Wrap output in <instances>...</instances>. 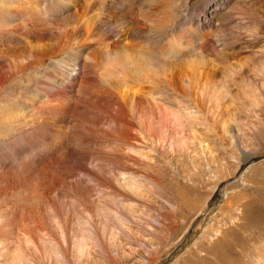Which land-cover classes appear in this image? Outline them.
Segmentation results:
<instances>
[{"label":"rangeland","instance_id":"374dc122","mask_svg":"<svg viewBox=\"0 0 264 264\" xmlns=\"http://www.w3.org/2000/svg\"><path fill=\"white\" fill-rule=\"evenodd\" d=\"M16 1L0 0V264H264V0H54L46 24ZM127 45L164 73L112 77ZM63 52L101 63L89 88L39 95L34 70Z\"/></svg>","mask_w":264,"mask_h":264},{"label":"bare ground","instance_id":"6f19581e","mask_svg":"<svg viewBox=\"0 0 264 264\" xmlns=\"http://www.w3.org/2000/svg\"><path fill=\"white\" fill-rule=\"evenodd\" d=\"M54 0H23V1H19V3H18V1H16L17 3H18V5H16V6H18L17 8V10L16 11H18V13L17 14H25V13H31V15H32V17L34 18H39V17H37L38 15H40V16H42L43 17V15H49L50 14V10H48V9H50L49 8V3L50 2H53ZM57 1V0H56ZM55 1V2H56ZM60 1H63V0H60ZM82 1H84L86 4V6H85V8H88L87 9V12L89 11V8L91 9L92 7H91V5H92V2L93 1H95V2H97L98 1V3L100 2V5H99V7L101 8L102 7V9H101V11L105 8L106 9V7L108 6V5H111L112 4V2L114 3L115 2V0H82ZM6 2H8V1H6ZM5 2V3H6ZM58 2V1H57ZM117 2V1H116ZM115 2V3H116ZM164 2V1H163ZM60 3V2H59ZM67 3V2H66ZM69 3V2H68ZM76 3H77V1H76ZM111 3V4H110ZM119 3V2H118ZM165 3H166V1H165ZM7 4V3H6ZM51 4V3H50ZM120 4V3H119ZM8 5H11V3H9ZM7 5V6H8ZM63 5H65V4H63ZM66 5H68V4H66ZM12 6V5H11ZM108 8V7H107ZM10 10V9H9ZM53 10V9H52ZM109 10V9H108ZM121 10V9H120ZM123 10H125V9H123ZM166 10V9H165ZM12 11V10H11ZM13 11H14V9H13ZM13 11L11 12V13H13ZM85 12H86V9L84 10ZM101 11L99 12V13H101ZM115 11V10H114ZM122 11V10H121ZM128 11V10H127ZM127 11H124V12H127ZM86 12V13H87ZM120 12V11H119ZM165 12V11H164ZM163 12V13H164ZM107 12H105V14H106ZM116 13V12H115ZM121 13V12H120ZM123 13V12H122ZM9 14V13H8ZM16 14V15H17ZM42 14V15H41ZM102 14L104 15V13L102 12L101 13V16H102ZM158 14V13H157ZM5 15V14H4ZM85 15H87V14H85ZM99 15V14H98ZM177 15V14H176ZM14 16V15H13ZM27 16V15H26ZM29 16L30 15H28V18H29ZM122 16V15H121ZM167 16V15H166ZM174 16H175V14H174ZM5 17H7L6 15H5ZM17 17V16H16ZM16 17H13V18H15L16 19ZM22 17V16H21ZM75 17H77V14H76V16H73V19H75ZM145 17V16H144ZM3 18H4V16H3ZM12 18V17H11ZM31 18V17H30ZM47 18V17H46ZM45 18V19H46ZM49 18H50V16H49ZM162 18V17H161ZM171 18V17H170ZM177 18V17H176ZM6 21H7V19L6 18H4ZM3 19V20H4ZM40 19V21L43 23V24H46V22H47V19H46V22L44 23V21L45 20H41L42 18H39ZM44 19V18H43ZM72 19V20H73ZM76 19H78V18H76ZM75 19V20H76ZM89 19V18H88ZM125 19V18H124ZM123 19V20H124ZM164 19V18H163ZM5 20L3 21V27L2 28H5L4 27V22H5ZM11 20V19H10ZM8 21L10 24H11V21ZM19 20H20V18H19ZM22 20H24V19H22ZM26 20H28L27 18H26ZM30 20H32V18L30 19ZM36 20V19H35ZM49 20V19H48ZM90 20V21H89ZM85 24L83 23L82 25H86L85 27L86 28H89L90 26H91V18L89 19ZM171 20V19H170ZM17 21V20H16ZM32 21H34V19L32 20ZM95 19L93 20V23H92V25L95 23ZM36 22H37V20H36ZM40 22V23H41ZM39 23V24H40ZM41 23V25H43ZM49 23V22H48ZM103 23V24H102ZM101 24L103 25V29H105L104 27H106V26H108V25H106L104 22H102ZM7 24V23H6ZM38 24V23H37ZM56 23H54V25H55ZM9 25V24H8ZM8 25H5V26H7L6 27V29L8 30L9 28H8ZM13 25V24H12ZM15 25H16V23H15ZM17 25H18V23H17ZM52 25V24H51ZM50 24H48L44 29L42 28V26L41 27H39V25H38V27L39 28H42V31L43 32H41L40 33V31L38 30V31H36V32H38V33H40V37L41 38H43V37H45V36H50V37H52V38H55L56 39V41H60V39L62 38H64V36L66 35L67 36V34H65L64 32H61L60 31V29L58 28V27H55V26H51ZM123 25V24H122ZM155 25V24H154ZM165 25V24H164ZM1 26V25H0ZM37 26V25H36ZM94 26V25H93ZM92 26V27H93ZM98 26V25H97ZM9 27H13V26H11V25H9ZM16 26H14V28H15ZM18 27H19V25H18ZM21 27V26H20ZM38 27L36 28V30L38 29ZM43 27H44V25H43ZM91 27V29H93L94 30V28L95 27H93L92 28ZM100 27V26H99ZM1 28V27H0ZM101 28V27H100ZM100 28H98V31H96V30H94L96 33H98L99 35H100V33H102L103 32V30L102 29H100ZM156 28V27H155ZM158 28V27H157ZM169 28V27H168ZM13 29V28H12ZM11 29V30H12ZM17 29V28H16ZM100 29V30H99ZM10 30V29H9ZM10 30V31H11ZM14 30V29H13ZM31 30V29H30ZM88 30V29H87ZM86 30V31H87ZM92 30V31H93ZM3 31V30H2ZM5 31V30H4ZM33 31H35V29L33 30ZM91 30L88 32V35H89V33L91 34V32H92ZM165 31V30H164ZM7 31H5V33H6ZM9 32V31H8ZM35 32V33H36ZM11 33V32H10ZM30 33H32V32H30ZM107 31H106V35H107ZM33 34V33H32ZM32 34H30V35H32ZM47 34V35H46ZM77 34V33H76ZM93 34H94V32H93ZM103 34V33H102ZM101 34V35H102ZM159 34H160V32H159ZM181 34V33H180ZM45 35V36H44ZM96 35V34H95ZM104 35V34H103ZM102 35V36H103ZM156 35V34H155ZM154 35V36H155ZM34 37H35V35H33ZM37 36H38V34H37ZM36 36V38L38 39V37ZM43 36V37H42ZM93 36V35H92ZM152 36V35H151ZM86 37V36H85ZM105 37H107V36H105ZM166 37V36H165ZM30 38H32V37H30ZM69 38H70V36H69ZM87 38H89V37H87ZM92 38V37H91ZM96 38V37H95ZM100 38V37H99ZM29 39V38H28ZM51 38H49V41H52V40H50ZM61 39V40H62ZM67 38H65V40H66ZM74 39V38H73ZM90 39V38H89ZM153 39H154V37H148L147 36V39L146 40H150V41H152V42H154L153 41ZM32 40V39H31ZM41 40V39H40ZM48 40V39H47ZM54 40V39H53ZM86 40V39H85ZM84 40V41H85ZM97 40V39H96ZM168 40V39H167ZM43 41H44V39H43ZM43 41H41V42H43ZM56 41H54L55 43H57ZM63 41V40H62ZM61 41V42H62ZM86 41H88V39L86 40ZM86 41H85V43H86ZM99 41V40H98ZM150 41H149V43H150ZM156 41V40H155ZM179 41V40H178ZM30 42V41H29ZM28 42V43H29ZM53 42V44H55ZM61 42H59V43H61ZM151 42V43H152ZM27 43V42H26ZM59 43H57V46H58V44ZM102 43V42H101ZM30 44V43H29ZM28 44V45H29ZM41 44V43H40ZM83 44V43H82ZM161 44H162V42H161ZM113 45H114V43H113ZM126 45V44H125ZM142 46V45H141ZM149 46V45H148ZM150 46H151V49L153 48L152 46L153 45H151L150 44ZM21 47V46H20ZM75 47V46H74ZM125 47V46H124ZM123 47V49H122V51L123 52H121V51H119V52H121V53H119V54H116V55H109V53H108V55H109V57L107 58L106 57V55H105V57H106V59H105V61H104V63L106 64V67H107V71L108 72H113L114 74H111L112 75V77L114 76L115 77V75H117L115 72L116 71H118V73H119V70H118V67H116L117 65L118 66H120L119 68H120V77H122L121 75L123 74H126V73H122V71H121V68H122V65H124V63L123 62H126V63H129V64H127L126 65V63H125V65L126 66H123V68L125 67H127V69L130 71V69H129V67L130 68H132V70H133V64L136 66V69L134 68V70H138V72H136L137 73V79H138V73H141L142 74V72H144V70L146 69V71H147V69H149L150 70V73L154 70L152 67H151V65L152 64H154L155 65V63H159L160 64V61H155L154 60V57H155V55L153 56V51L151 52V50H149V51H147V52H145V51H139V53H138V56L135 58H133L132 56V53H131V49L130 48H128V45L126 46V48H124ZM82 48V47H81ZM84 48V47H83ZM118 48V47H117ZM142 48H144V47H142ZM150 48V47H149ZM19 49V48H18ZM28 49V48H27ZM130 49V50H129ZM158 49V48H157ZM1 50V49H0ZM29 50V49H28ZM27 50V51H28ZM80 50V49H79ZM106 50V49H105ZM118 50V49H117ZM121 50V49H120ZM143 50V49H142ZM146 50H148V49H146ZM30 51V50H29ZM63 51V50H62ZM81 51V50H80ZM164 52V51H163ZM5 53H7V52H5ZM15 53V52H14ZM79 54H80V52H78ZM82 53V52H81ZM160 53H162V52H160ZM25 54V53H24ZM60 54V53H59ZM58 54V55H59ZM77 53L76 52H70V53H65V52H63V53H61L60 54V57L58 56V58L56 57V58H51L47 63H43V65L41 66V67H39V69H35L34 71H36L35 72V74L39 77V82H38V84L40 83V90H38V92H39V95H43L44 93H47V87L49 86V85H54L55 87H57V89H59V88H61V89H63V88H65V86L66 85H69L72 89H74V91H79V89L82 87H87V88H89V85L88 84H86V83H88L89 82V80H88V82H87V78H88V75L90 74V73H93V72H95L96 73V70L97 69H99V68H97L96 69V67H100V64L101 63H99V66H98V60H97V58L94 56V55H91V56H86V57H81V55H76ZM83 54V53H82ZM4 55V54H3ZM15 56V55H14ZM16 56H17V54H16ZM22 56V55H21ZM39 56H40V54H39ZM157 56V55H156ZM41 57V56H40ZM39 57V59L41 60V58ZM78 57H80L79 59H78ZM158 57V56H157ZM84 58V59H83ZM35 60L34 61H36L37 59L36 58H34ZM160 59V58H159ZM158 59V60H159ZM162 59V58H161ZM164 59V58H163ZM162 59V60H163ZM104 60V59H103ZM157 60V59H156ZM161 60V61H162ZM33 60L31 59V62H32ZM39 61V60H38ZM37 61V62H38ZM36 62V64H38ZM41 62V61H40ZM17 63V62H16ZM16 63L14 64L15 65V67H16ZM26 63V62H25ZM130 63H131V65H132V67L131 66H129L130 65ZM162 63V62H161ZM25 65V64H24ZM27 65V64H26ZM35 65V64H34ZM36 66V65H35ZM134 66V67H135ZM12 67V66H11ZM10 67V68H11ZM19 67V66H18ZM33 67V66H32ZM37 67V66H36ZM20 68V67H19ZM27 68V67H26ZM124 68V69H125ZM151 68L153 69V70H151ZM164 68H165V64L164 63H162V64H160L159 66H157V68H155L156 69V71L158 70L159 72H162V73H164ZM13 69V68H12ZM126 69V70H127ZM26 70V69H25ZM126 70H123V71H125V72H127ZM130 71L131 73L133 72V73H135L134 71ZM15 71H16V68H15ZM18 71V70H17ZM106 71V70H105ZM158 71H157V74H158ZM11 72H13V70H11ZM20 72V71H19ZM155 72V71H154ZM153 72V73H154ZM21 73V72H20ZM135 73V74H136ZM16 74H18V72H16ZM15 74V75H16ZM105 74V73H104ZM103 74V75H104ZM118 74V75H119ZM160 74V73H159ZM13 75V74H12ZM129 75V74H128ZM143 75V74H142ZM151 75V74H150ZM153 75V74H152ZM124 76H126L127 77V75H124ZM140 76V75H139ZM146 76V75H145ZM104 77V76H103ZM111 77V76H110ZM110 77H108V78H110ZM58 78H59V81H60V83H59V81H57L58 80ZM118 78V77H117ZM123 78V77H122ZM125 78V77H124ZM140 78H141V76H140ZM141 79H143V78H141ZM122 80H124V79H122ZM133 80V79H132ZM139 80V79H138ZM137 80V81H138ZM163 82V84H165V82L167 81V80H162ZM37 82V81H36ZM121 83H122V81H121ZM124 84V83H123ZM87 85V86H86ZM117 85H118V83H117ZM120 85V84H119ZM60 86V87H59ZM109 86V85H108ZM166 86H167V84H166ZM110 87L111 88H115V87H112L111 85H110ZM109 87V88H110ZM70 88V89H71ZM50 89V88H49ZM52 89H54V88H52ZM76 89V90H75ZM47 90V91H46ZM110 91H112V90H110ZM109 92V91H108ZM118 93V92H117ZM117 93L115 92V91H112V95H111V97H114L115 98V100H119L118 99V96H117ZM106 94V95H105ZM105 94H103V96H106L107 97V95H109L110 93H105ZM134 95H136V94H134ZM72 96V95H71ZM110 97V96H109ZM110 97V98H111ZM139 98H143V96H141V95H139L138 96ZM64 98V97H63ZM73 98V97H72ZM113 98V99H114ZM109 99V98H108ZM138 99V98H137ZM149 99V98H148ZM147 99V100H148ZM153 99V98H152ZM67 100V99H66ZM109 100H112V99H109ZM139 100V99H138ZM52 101V100H51ZM64 101H65V98H64ZM114 101V100H113ZM149 101V100H148ZM117 102H119V101H117ZM61 103V102H60ZM59 103V104H60ZM121 104V103H120ZM149 105V104H148ZM122 107V106H121ZM122 110V109H121ZM122 112V111H121ZM39 114V113H38ZM122 127V126H121ZM4 225V224H3ZM2 226V225H1ZM0 226V227H1Z\"/></svg>","mask_w":264,"mask_h":264},{"label":"water","instance_id":"95a60500","mask_svg":"<svg viewBox=\"0 0 264 264\" xmlns=\"http://www.w3.org/2000/svg\"><path fill=\"white\" fill-rule=\"evenodd\" d=\"M258 161V159H254L253 162ZM253 162H249L247 165H251Z\"/></svg>","mask_w":264,"mask_h":264}]
</instances>
